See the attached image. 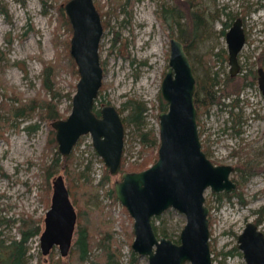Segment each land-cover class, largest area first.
Returning <instances> with one entry per match:
<instances>
[{
	"label": "rangeland",
	"instance_id": "obj_1",
	"mask_svg": "<svg viewBox=\"0 0 264 264\" xmlns=\"http://www.w3.org/2000/svg\"><path fill=\"white\" fill-rule=\"evenodd\" d=\"M66 1L0 0L7 11H0V230L8 241L19 236L21 215L39 220L41 229L27 242L24 264H79L73 261L77 226L66 255H61L57 245L48 254L41 251L40 233L50 205L51 182L62 175L66 186L78 191L85 175L95 185L107 169L91 137L83 135L70 153L74 156L70 169L56 165L46 192L44 175L50 155H44L54 132V119L41 117L36 110L27 115L15 113V108L34 96L50 99L42 87L45 71L50 72L58 92L54 99L58 119L70 112L71 100L66 95L72 98L79 76L64 65L72 29L59 24L58 8ZM93 1L103 25L99 45L103 80L95 108L111 104L120 110L122 118L127 116L122 105L128 98H135L146 108L142 123L124 122L123 171H130L129 166L144 156L137 129L151 130L158 137V115L167 108L160 86L168 68L172 37L187 45L196 81L211 79L214 102L197 114L200 141L214 164L233 166L231 178L237 183L231 192L204 191L209 206L211 264H246L237 247V234L248 220L258 223L264 232V98L257 83V70L264 69L263 0ZM238 18L245 43L238 54L240 68L231 76L225 33ZM190 25L199 27L193 41L186 37ZM244 167L248 179L241 177ZM119 177L112 176L99 189L89 190L80 205H75L76 211L86 209L84 216L91 221L89 251L81 264H109L102 247L109 241L116 263L129 264L133 219L109 193ZM184 221V215L173 207L154 219L158 233L166 231L165 236L173 240L178 239ZM122 224L127 225L126 234ZM133 253V264H148L147 256Z\"/></svg>",
	"mask_w": 264,
	"mask_h": 264
},
{
	"label": "water",
	"instance_id": "obj_2",
	"mask_svg": "<svg viewBox=\"0 0 264 264\" xmlns=\"http://www.w3.org/2000/svg\"><path fill=\"white\" fill-rule=\"evenodd\" d=\"M63 8L72 29L69 52L79 78L69 114L51 122L57 150L61 156H69L79 138L88 134L109 174L117 176L124 148L121 115L111 104L102 105L99 115L94 111L103 80L101 16L93 0H67ZM225 41L230 74L234 76L245 43L239 18L225 33ZM257 83L264 98L263 68L257 70ZM195 90L196 79L184 44L172 37L168 68L160 86L167 108L158 115L157 159L143 170L121 172L113 183L116 198L133 219L131 249L147 256L148 264H211L209 206L204 191L231 192L237 187L231 178L233 166L214 164L202 149ZM51 190L40 247L48 254L57 245L61 255H66L72 245L77 211L62 175L52 179ZM168 207L184 215L178 241L157 235L153 227V218ZM237 246L247 264H264V232L255 221L245 222L237 234Z\"/></svg>",
	"mask_w": 264,
	"mask_h": 264
},
{
	"label": "trees",
	"instance_id": "obj_3",
	"mask_svg": "<svg viewBox=\"0 0 264 264\" xmlns=\"http://www.w3.org/2000/svg\"><path fill=\"white\" fill-rule=\"evenodd\" d=\"M189 7V6H188ZM59 10V16H61V21L59 22L60 25L65 26L67 29H71V26L69 24L68 18L64 12L63 6H60L58 8ZM0 11L3 13H7L6 8L2 2H0ZM107 13V12H106ZM104 15V14H103ZM195 14H192L194 16ZM194 18V17H192ZM204 24V23H203ZM199 27L196 25L193 27L190 25V28L188 32L186 33V37L189 41H193V39L197 35V30ZM185 45V49L187 48V45ZM66 49H69V43L66 42ZM67 58L65 62V66L69 68L72 72L77 74V68L76 64L69 54V51L66 53ZM50 67L48 65L45 66V70H48ZM45 78L42 82V87L44 90H46L50 94V99L48 98H40L39 96H34L33 98H30L29 100L23 102L15 108V113L17 116L19 115H27L32 114L33 111L36 110V113L39 114L41 117H45L46 119H58L60 118V114L58 112L56 103L54 102V99L56 96H58L57 90L54 88V82H52V76L49 74L50 72H46ZM255 79V78H254ZM213 83L211 82L210 78H207L203 83H198L196 81V90H195V106L197 109V114L199 115L201 112L206 111L209 105L213 103ZM215 93V92H214ZM72 94V93H71ZM66 97L71 100V95L67 94ZM98 99L96 98V101ZM123 110L127 111L126 118H123L124 122H131L134 123L137 126V123H142V119L144 117V112L146 111V108L144 105H142L138 100L135 98H128L122 105ZM94 111L97 115H99V108H94ZM120 114V110H118ZM198 118V117H197ZM198 121V120H197ZM125 125V124H124ZM2 134L0 133V136ZM137 135L139 138V141L141 143L142 149H143V158L140 162L135 163L133 165L129 166L130 171H140L148 167L150 163H153L157 159V150L159 145V140L156 134L153 131H144L142 129H137ZM48 152L45 153L44 157L47 158L50 155L49 163L45 166V175L46 176V182H45V188L46 192H49L50 190V182L49 178L54 173V168L56 165H61L63 169H70V166L72 165L74 161L73 154H70L69 156H61L57 150V143L54 137V132L51 131V137L47 144ZM145 153V154H144ZM245 164L244 166H246ZM124 158L121 161L120 165V171H123L124 169ZM89 169V166L86 167V170ZM85 170V171H86ZM235 172H237V169H235ZM248 173V174H247ZM240 174V173H239ZM247 174V175H246ZM241 177L244 179H248L249 172L246 167H244L241 170ZM110 174L107 169H104L103 176L101 177L100 182L98 184L93 185L91 177L87 174L85 175L84 182L80 183L78 185V191L74 189V187L68 185L69 193L71 192V195L73 194V197H71V200L74 205H80V199L81 197H84L86 193L91 189H99V187L105 183L110 181ZM82 184V185H81ZM110 195L113 197V200L116 201L117 198L115 196V193L113 189L110 190ZM226 193V192H223ZM75 195V198H74ZM47 194L44 197L46 199ZM49 201V198L47 199ZM124 210L127 212V210L124 207ZM86 212V209H79L77 211V220H76V226H77V237L74 241V247L73 251L75 253L74 255V262L75 263H83L85 258L87 257L88 251H89V242H90V231L88 230L89 224H91L90 218L84 216V213ZM156 216L155 218H157ZM209 217V216H208ZM154 221V219H153ZM210 221V219H209ZM210 224V223H209ZM153 226L155 228V231L158 232V227L153 222ZM123 230L125 231V234L127 233V225L122 224ZM19 236H14L10 238L8 241L5 240L3 236H1V230H0V264H24L25 258L27 256L28 246L27 242L29 239L34 236L35 234L39 233L41 229V224L39 223V220L37 218H34L33 216L27 214V215H21L19 217V223L17 224ZM181 228V227H180ZM179 228V230H180ZM161 232V231H160ZM130 233L133 234V231L130 229ZM162 235H166V231L162 230ZM112 243V242H111ZM111 243L102 244L103 250H104V257L107 259L109 264H117L115 260V253L112 251V248H110ZM134 253L132 252V256L130 257L129 264L134 263Z\"/></svg>",
	"mask_w": 264,
	"mask_h": 264
},
{
	"label": "flooded vegetation",
	"instance_id": "obj_4",
	"mask_svg": "<svg viewBox=\"0 0 264 264\" xmlns=\"http://www.w3.org/2000/svg\"><path fill=\"white\" fill-rule=\"evenodd\" d=\"M181 41V40H180ZM184 49H185V45H184ZM185 52H186V49H185ZM240 68V67H239ZM122 118V117H121ZM122 122H123V118H122ZM125 123H123V126H124V131H125V125H124ZM204 151V150H203ZM123 152H124V148H123ZM205 152V151H204ZM206 154V153H205ZM207 156V155H206ZM208 157V156H207ZM209 158V157H208ZM122 159H123V155H122ZM154 163V162H153ZM123 172V171H122ZM233 172H234V169H233ZM120 173H121V171H120ZM119 173V174H120ZM111 177H112V175H110ZM117 179H119V178H117ZM116 180V179H115ZM237 188V187H236ZM113 189V188H112ZM216 193V192H215ZM126 209V208H125ZM128 213V212H127ZM129 214V213H128ZM159 215V214H158ZM158 215H156V216H158ZM155 216V217H156ZM155 217L153 218V219H155ZM154 222V221H153ZM133 224V223H132ZM257 225H258V223H256ZM154 227V226H153ZM182 227V226H181ZM259 227V226H258ZM155 229V228H154ZM181 229V228H180ZM132 231H133V227H132ZM241 231V230H240ZM239 231V232H240ZM156 233H157V235H162V234H159L157 231H156ZM133 234H134V232H133ZM163 236H165V235H163ZM172 239V238H171ZM179 240V236H178V239L177 240H174V241H178ZM238 247V246H237ZM133 251V250H132ZM134 252V251H133ZM242 252V251H241ZM243 255V254H242ZM245 260V259H244ZM247 264V263H246Z\"/></svg>",
	"mask_w": 264,
	"mask_h": 264
}]
</instances>
